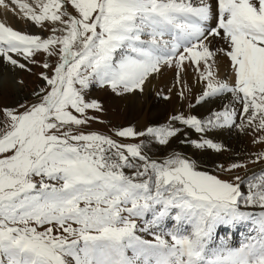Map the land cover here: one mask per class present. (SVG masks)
Wrapping results in <instances>:
<instances>
[{
    "label": "snow or ice",
    "instance_id": "obj_1",
    "mask_svg": "<svg viewBox=\"0 0 264 264\" xmlns=\"http://www.w3.org/2000/svg\"><path fill=\"white\" fill-rule=\"evenodd\" d=\"M13 3L37 25H63L53 29L63 34L42 39L0 22V57L11 65L26 68L13 53L59 56L54 74H42L48 87L37 103L20 105L22 112L0 110L7 118L0 131V264H264V172L248 178L245 194L241 183L199 171L179 154L157 162L142 144L80 130L94 119L87 111L101 109L85 99L93 83L117 94L142 92L153 73L165 66L179 73L188 61L204 68L200 102L232 93L241 104L240 129L264 131V0H216L215 11L208 0ZM0 5L8 7L5 0ZM210 37L228 44L234 84L215 78ZM173 120L206 132L235 125L237 111L226 108L206 122ZM178 131L127 127L115 135H148L164 145ZM193 143L222 150L212 140ZM240 167L246 165L234 163L229 171ZM168 220L173 227H165ZM240 224L253 234L239 246L214 244L218 227Z\"/></svg>",
    "mask_w": 264,
    "mask_h": 264
},
{
    "label": "rangeland",
    "instance_id": "obj_2",
    "mask_svg": "<svg viewBox=\"0 0 264 264\" xmlns=\"http://www.w3.org/2000/svg\"><path fill=\"white\" fill-rule=\"evenodd\" d=\"M12 7L13 11L23 13V10L19 8L17 3H13V0H5ZM20 2L29 3L35 7L36 0H20ZM65 8L70 14L76 15L77 13L70 4H65ZM15 9V10H14ZM73 12V13H72ZM43 29L41 38L47 39L53 35H62L63 33L57 31L53 32L54 28H62L63 25L51 24L47 21L43 25H37ZM58 47V46H57ZM13 55V58L17 59L20 63L26 65V68L21 69L18 66H13L7 62L3 57H0V63L3 67V71L8 72L15 79H6L2 85H0V110L4 108L18 109L20 105L30 106L39 101L37 93H41V90L48 87L46 81L43 80L42 74L52 76L53 69L59 62L58 55H49L44 51L37 52L33 57L25 59L23 56ZM50 65L49 68H45L44 64ZM177 99L181 104L179 111H177V105L173 108H167L170 105L173 98L172 90L162 93L158 98L161 101H155L151 108L154 111L161 110V118L156 119L153 112H150V120L145 127H139L137 121L134 120L135 115L133 108L128 106V103L124 101L123 94H117L109 86H100L93 83L85 92L86 100H95L101 105L100 110L89 109L87 115L94 117L90 119L89 123L81 127V131L84 133L96 132L117 139L122 143H135L142 144V152L150 160L157 162H163L174 154H179L189 161L195 162L196 168L199 171H205L209 174L215 175L222 180H226L233 183H241L242 191L246 194L247 180L254 174L264 172V159H257L262 153H264V142L261 141V137H264V131H257L253 127H245L241 130L238 126L242 121L240 118L241 104L234 97L232 93L230 99L227 102H219L215 106L208 108V111L203 110L207 102L210 103L216 101L217 97H211L200 102V98L192 99L186 98L182 93L175 91ZM42 95V93H41ZM117 95L121 102L117 99H108V96ZM222 97V95H221ZM162 102H166L161 106ZM185 107L189 108L185 110ZM235 109L237 111L236 124L232 127H215L210 128L206 132H196L190 126L182 124L178 120H173L174 116L182 115L185 118L189 116H196L202 122L214 117L215 113L221 112L225 109ZM177 111V112H176ZM7 124V118L3 112L0 111V131H2ZM132 127L137 132H146L149 127H171L178 129L179 131L173 137L169 138L167 144L161 145L158 140L145 135L144 137L136 138H122L117 137L115 133L123 128ZM203 140H212L214 143L220 144L222 150L217 151L210 148H197L193 142H203ZM137 164H141V161H134ZM242 164L246 167H240L236 169L231 168L232 164ZM259 169L256 173L251 174L253 169ZM134 169H125V172L129 175L133 173ZM241 178L240 181L236 180V177ZM245 211L258 212L257 207L244 208ZM150 219V217H148ZM142 220H137L138 225ZM173 220L165 222L166 228L174 226ZM236 229V230H235ZM251 227L248 224H240L235 227L220 226L217 228L215 234L214 244H220L221 241H227L232 246H239L247 236L252 235ZM146 238H151L147 233H143Z\"/></svg>",
    "mask_w": 264,
    "mask_h": 264
},
{
    "label": "bare ground",
    "instance_id": "obj_3",
    "mask_svg": "<svg viewBox=\"0 0 264 264\" xmlns=\"http://www.w3.org/2000/svg\"><path fill=\"white\" fill-rule=\"evenodd\" d=\"M208 2L212 5L213 10L215 11L216 0H208ZM5 3L8 7L0 5V22L22 33L41 37L43 29L39 28L34 21L28 19L24 15V12L21 13L22 11H19L17 13L13 11L8 2ZM216 22V17L214 15L208 26L212 27L216 24ZM209 40V47L213 52H215V63L213 64L215 78L219 81L234 84L235 74L232 70L230 58L225 54V51L229 48L228 44L220 37H210ZM203 70V65L199 70H197L195 65L188 61H185L184 68L182 71H179V73L175 66L162 67L158 73H153L148 77L143 85L142 92L137 90L132 93H124L122 95V99L128 103V106L133 108L135 115L134 120L137 121L138 126L145 127L150 120V112L154 113L157 120L161 118L162 114L160 108H158V111H154L151 106L155 101H161L158 96L167 92L168 89L172 90L173 93L170 105L167 106L168 109L177 105V111H179V107H181L175 91L182 93L186 98H200L202 92L206 90V82L200 78V71ZM6 79L13 80L15 84V79L11 76V74L3 71V67L0 63V85H2ZM117 97L119 96L117 95ZM117 97L115 95H109L108 99L113 98L115 100L117 99L118 102H121L122 99ZM229 99L230 95L228 93H224L222 94V97L220 95L219 98H216V101L213 102L212 100L210 103L207 102L204 104L205 106L203 107V110L208 111V108H211L215 106V104L222 101L227 102ZM165 103L166 102H162L161 106L165 105ZM183 108L187 110L189 107H185L184 104ZM258 170L259 169L257 168L253 169L251 174L256 173Z\"/></svg>",
    "mask_w": 264,
    "mask_h": 264
}]
</instances>
